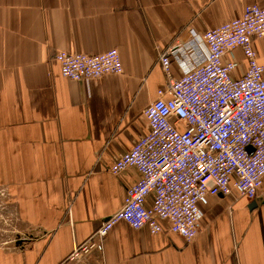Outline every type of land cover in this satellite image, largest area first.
<instances>
[{
  "label": "crops",
  "instance_id": "crops-1",
  "mask_svg": "<svg viewBox=\"0 0 264 264\" xmlns=\"http://www.w3.org/2000/svg\"><path fill=\"white\" fill-rule=\"evenodd\" d=\"M247 4L264 0H0V207L29 236L1 245L0 264H264V180L254 201L208 197L190 242L165 221L156 235L120 222L101 252L67 261L140 179L110 168L149 132L143 113L166 81L159 55L191 45L171 58L178 78L206 55L197 37ZM252 47L264 67V38ZM111 49L121 75L74 82L55 61ZM235 56L238 77L247 63Z\"/></svg>",
  "mask_w": 264,
  "mask_h": 264
},
{
  "label": "built area",
  "instance_id": "built-area-1",
  "mask_svg": "<svg viewBox=\"0 0 264 264\" xmlns=\"http://www.w3.org/2000/svg\"><path fill=\"white\" fill-rule=\"evenodd\" d=\"M261 38L264 7L247 4L239 18L197 37L206 55L195 57L196 65L178 78L171 75V58L178 61L177 54L191 45L159 55L166 81L144 110L149 132L110 168L113 175L134 168L140 179L127 189L119 211L75 246L67 261L101 252L109 231L120 222L156 235L165 221L171 234L190 242L199 233L200 206L208 197L236 192L255 200L264 180V67L252 43ZM238 49L247 70L235 77ZM55 61L61 76L74 82L123 72L116 49L98 55L58 51Z\"/></svg>",
  "mask_w": 264,
  "mask_h": 264
},
{
  "label": "rangeland",
  "instance_id": "rangeland-1",
  "mask_svg": "<svg viewBox=\"0 0 264 264\" xmlns=\"http://www.w3.org/2000/svg\"><path fill=\"white\" fill-rule=\"evenodd\" d=\"M6 205V204H5ZM7 206V205H6ZM8 209V207H6ZM5 208L0 207V246L11 244L13 246L15 241H20L22 238H28V234L21 233L20 230L17 228V224L14 219L9 215V211ZM21 240L20 242H25Z\"/></svg>",
  "mask_w": 264,
  "mask_h": 264
}]
</instances>
